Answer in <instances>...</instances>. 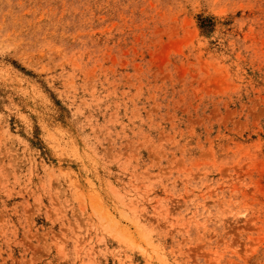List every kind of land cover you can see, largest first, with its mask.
Listing matches in <instances>:
<instances>
[{"label": "rangeland", "instance_id": "rangeland-1", "mask_svg": "<svg viewBox=\"0 0 264 264\" xmlns=\"http://www.w3.org/2000/svg\"><path fill=\"white\" fill-rule=\"evenodd\" d=\"M0 264H264V0H0Z\"/></svg>", "mask_w": 264, "mask_h": 264}]
</instances>
